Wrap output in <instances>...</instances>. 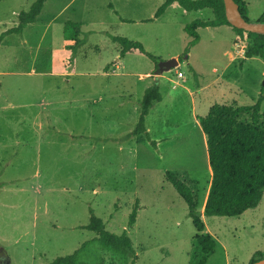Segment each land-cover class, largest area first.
Segmentation results:
<instances>
[{
  "label": "rangeland",
  "instance_id": "374dc122",
  "mask_svg": "<svg viewBox=\"0 0 264 264\" xmlns=\"http://www.w3.org/2000/svg\"><path fill=\"white\" fill-rule=\"evenodd\" d=\"M33 1L0 0V34ZM163 1L46 0L21 33L1 36L0 262L44 264L71 253L96 236L80 227L89 221V209L109 231L127 233L133 264H193L201 256L199 234L215 242L204 264H247L255 251L264 253V193L238 215L201 214L199 233L164 178L165 170L177 173L202 210L211 171L194 115H205L212 103L258 102L264 116V62L239 60L243 35L227 64L234 34L226 26L200 28L197 42L188 45L183 25L211 19V10L187 11L173 2L154 16ZM245 2L247 18L255 22L264 0ZM67 19L82 23L87 40L74 54L63 47ZM110 35L139 41L163 61L177 60L158 71L161 100L144 120L156 148L144 134L127 137L141 88L151 80L138 75L153 63L137 50L120 56ZM219 82L231 91L209 96Z\"/></svg>",
  "mask_w": 264,
  "mask_h": 264
},
{
  "label": "trees",
  "instance_id": "16d2710c",
  "mask_svg": "<svg viewBox=\"0 0 264 264\" xmlns=\"http://www.w3.org/2000/svg\"><path fill=\"white\" fill-rule=\"evenodd\" d=\"M46 0H34L27 10L17 14L16 25L5 29L1 34L21 33L40 13ZM177 3L187 11L209 8L211 19H194L183 25L190 36L188 45L198 40V29L227 26L240 37L246 38L244 56L259 57L264 62V34L244 31L228 23L224 14L223 0H164L155 10L159 16L171 3ZM241 16L247 20V6L244 0H234ZM123 20V19H121ZM125 21V20H124ZM264 22V11L257 18ZM63 46L73 54L86 43L81 23L65 20L62 27ZM119 45V55L137 50L152 63V72H158L160 59L145 51L142 44L121 35H110ZM187 51V49L185 50ZM161 100L156 81L147 86L139 101L137 120L127 137L144 134L146 140L156 148V142L150 138L145 127V116L154 102ZM197 122L205 137V148L211 171L209 186L202 210L196 208L193 192L177 173L165 170L164 178L172 185L186 204V213L196 232L204 230L201 214L235 216L253 208L264 193V116L260 113L258 102L250 105L232 103H213L205 115H196ZM89 221L81 228L93 231L96 236L82 241L71 253L58 255L44 264H133L134 250L131 239L125 231L115 233L105 228L102 219L89 209ZM135 207L129 213V224L135 220ZM201 252L200 258L193 264H204L213 251L215 242L208 234L196 236ZM264 257V253L255 251L247 264Z\"/></svg>",
  "mask_w": 264,
  "mask_h": 264
},
{
  "label": "water",
  "instance_id": "95a60500",
  "mask_svg": "<svg viewBox=\"0 0 264 264\" xmlns=\"http://www.w3.org/2000/svg\"><path fill=\"white\" fill-rule=\"evenodd\" d=\"M225 18L229 24L236 28L243 29L244 31H250L254 33L264 34V22H250L245 20L239 10L238 5L234 0H223ZM177 63L176 59L162 60L160 62V68H169ZM1 264H7V260L0 262ZM250 264H264V257L260 258Z\"/></svg>",
  "mask_w": 264,
  "mask_h": 264
},
{
  "label": "crops",
  "instance_id": "0c3cea01",
  "mask_svg": "<svg viewBox=\"0 0 264 264\" xmlns=\"http://www.w3.org/2000/svg\"><path fill=\"white\" fill-rule=\"evenodd\" d=\"M245 1V0H244ZM65 22V21H64ZM63 22V23H64ZM81 23V22H80ZM81 25H82V23H81ZM63 26V25H62ZM227 27V26H226ZM229 28V27H228ZM81 31H82V29H81ZM232 32H233V34H234V38L232 39V51H230L229 52V59H228V62H227V64H229V63H231V62H233L234 60H235V50H234V48L233 47H235V44H236V38H237V36H239L234 30H232ZM87 41V40H86ZM245 42V44L244 45H246V41H244ZM83 46V45H82ZM64 47V46H63ZM65 48V47H64ZM80 49V48H79ZM237 56H239L238 58H239V60H242V59H246V57L244 56V55H237ZM152 69H153V64H152V67L151 68H148V70H146L143 74L142 73H140L139 75H138V78L140 79H142V78H151V80H148L145 84H143V86H142V93H143V90L147 87V86H149L153 81H156V83H157V87H158V85H159V82H158V78L161 76V72H156V73H153L152 72ZM179 71V70H178ZM182 73V72H181ZM67 74H69V72H66V75ZM101 75H106V73L105 72H102V74ZM223 75V73L222 74H220L219 76H217V78H215L216 80H219L220 78H221V76ZM177 76V75H176ZM178 77V76H177ZM179 78H183V74H182V76L181 77H179ZM222 85H225L224 87H222ZM176 86H177V84L175 83V82H173L172 84H171V88H176ZM205 87H208V85L207 86H200V87H198L197 88V90H202V89H204ZM197 90H195V91H197ZM192 91V90H191ZM190 91V92H191ZM231 90L228 88V86H227V83L225 82V83H221V82H219V84H218V87L216 88V87H214L213 89H211V91H210V93H208L209 94V96H214L215 94H220V95H222V96H224L226 93H229ZM161 95V94H160ZM142 96V95H141ZM208 96V95H207ZM213 104V103H212ZM211 105V104H210ZM195 116V120L197 121V119H196V115H194ZM198 123V122H197ZM199 125V124H198ZM200 127V126H199ZM201 129V128H200ZM201 138H202V140L204 139V141H205V137H204V134L203 135H201ZM155 142H156V144H158V141H156V140H154ZM204 231V230H203ZM202 231V232H203Z\"/></svg>",
  "mask_w": 264,
  "mask_h": 264
},
{
  "label": "built area",
  "instance_id": "2783aa9c",
  "mask_svg": "<svg viewBox=\"0 0 264 264\" xmlns=\"http://www.w3.org/2000/svg\"><path fill=\"white\" fill-rule=\"evenodd\" d=\"M244 48L246 47V45H242ZM176 75L178 76V77H181L182 76V73L180 72V71H177L176 72Z\"/></svg>",
  "mask_w": 264,
  "mask_h": 264
}]
</instances>
